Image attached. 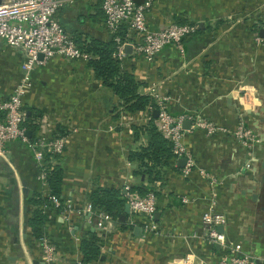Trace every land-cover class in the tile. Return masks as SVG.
Returning <instances> with one entry per match:
<instances>
[{
	"label": "crops",
	"instance_id": "crops-1",
	"mask_svg": "<svg viewBox=\"0 0 264 264\" xmlns=\"http://www.w3.org/2000/svg\"><path fill=\"white\" fill-rule=\"evenodd\" d=\"M67 8L71 19L78 13L89 17L91 29H97L95 18L103 17L100 0ZM172 23L200 30L184 40L183 54L168 47L149 60L132 47L123 68L147 84L144 93L154 86L169 97L174 117L190 118L184 142L195 165L189 177L181 159L171 162L155 186L135 176L129 156L141 142L133 128L147 125L149 112H122L119 97L88 62L56 57L32 71L33 86L24 99L28 138L41 133L68 139L56 163L64 170L62 198L70 209L48 211L47 234L59 251L58 264H73L89 232L104 237L102 261L95 264H181L185 256L188 264H218L225 255L264 264V0H152L148 27L158 30ZM26 59L24 51L0 41V103L15 90ZM45 120L49 125L39 129L38 121ZM204 122L213 132L200 126ZM242 122L259 144L235 135ZM200 169L211 182L199 176ZM41 172L27 144L17 140L7 145L6 156L0 158V264H41L39 245L26 228L28 211L24 213L28 196L50 194L39 179ZM24 181L27 194L22 192ZM255 184L257 201L243 194ZM142 185L155 188L158 230L139 238L135 228L124 231L116 222L100 232L96 211L89 212L92 193L107 188L126 197ZM208 211L226 218L224 232L219 228L225 246L205 238L202 216ZM238 245L241 252L235 249Z\"/></svg>",
	"mask_w": 264,
	"mask_h": 264
},
{
	"label": "built area",
	"instance_id": "built-area-1",
	"mask_svg": "<svg viewBox=\"0 0 264 264\" xmlns=\"http://www.w3.org/2000/svg\"><path fill=\"white\" fill-rule=\"evenodd\" d=\"M77 0H0V41L12 49H20L27 54V59L22 64V76L13 93L9 98L0 103V111L4 118L0 121V157L6 156L7 145L14 141H22L35 155L36 161L43 166L45 154L62 156L65 152L66 136L50 138L44 134L38 135L33 141L27 135V115L24 108V99L27 92L32 88L31 74L37 65L46 61L61 57L66 60H79L88 62L91 57L84 53L74 42L72 36L62 27L56 19L57 13L65 6L72 5ZM87 4L93 0H83ZM102 11L105 16L106 27L112 31H118L121 25L128 27V40L122 41L117 38L119 44L117 57L126 61V46L132 47L145 58L152 60L166 47H174L181 54L184 53V40L192 36L198 29L197 25L172 23L163 29L151 30L147 24V14L152 8V0L137 4L135 0H100ZM43 59H40V56ZM149 95L152 96L158 105V118L155 125L158 131L172 144V161L176 163L180 159H186L184 176L189 177L195 165L192 154L188 151L184 137L187 130L184 128L185 121L189 117H174L170 114L171 99L163 96L151 87ZM252 107V104H251ZM254 107V106H253ZM151 111V110H150ZM151 119V112H149ZM39 129L49 125L48 121H38ZM202 128L213 132L214 127L207 123H201ZM235 135L248 142L259 144V139L249 130L245 123H241ZM203 180L212 178L204 170H198ZM39 179L47 183L46 173L41 172ZM155 186V185H154ZM54 209H66L70 207L58 197L48 195ZM130 205V219L128 225L133 230L141 226L146 235L155 233L158 228L155 222V215L159 211V203L152 188L145 196L129 194L126 196ZM90 213H95L93 205H90ZM96 227L100 232L113 227L116 221L113 217L104 212H96ZM202 224L205 238L213 244L225 246V237L219 228L226 224L224 215L212 211L205 212L202 216ZM130 230V232H132ZM41 250V264H58L59 251L47 236L42 237L38 242ZM241 252V246L235 247ZM79 258L74 257L73 264H86ZM189 258L185 256L181 264H188ZM218 264H253L247 256L229 257L225 255Z\"/></svg>",
	"mask_w": 264,
	"mask_h": 264
},
{
	"label": "trees",
	"instance_id": "trees-1",
	"mask_svg": "<svg viewBox=\"0 0 264 264\" xmlns=\"http://www.w3.org/2000/svg\"><path fill=\"white\" fill-rule=\"evenodd\" d=\"M77 3L86 4L83 0H77L72 5ZM67 6L57 13L56 19L72 36L76 45L91 57L88 61L89 67L103 85L119 97L122 112L128 114L151 112V120L147 125L134 126L133 128L135 140L141 142V144L138 150L130 154L129 161L136 166L134 170L136 177H145L144 182L150 185L162 182L172 162V144L158 131L155 125L154 112L157 110L158 105L152 96L143 92L148 87L147 84L139 81L133 73L126 71L123 68L125 61L117 57L119 47L117 38L122 41L128 40L127 25H121L118 31L112 32L106 27L105 22L102 23L105 18L103 13V17L100 16V19L95 18L94 20L97 22V29H91L89 17L85 16L84 13H78L74 19H71L67 16L71 8L69 9ZM199 32L200 30L197 29L193 35ZM165 49L161 54H164ZM169 112L172 115L171 109ZM3 118L4 113L0 111V121ZM29 120L28 118L26 127ZM31 140L33 141L34 138ZM58 158L59 156L45 154L43 166L40 168L41 171L46 173V181L51 196L58 197L63 201L64 170L61 165L56 163ZM147 192L149 190L144 185L132 189V193H137L139 196H145ZM27 198V229L31 241L38 245L42 237L47 236L49 238L47 234V228L50 224L48 211L52 209L61 212L62 209H54L49 197L40 194H32ZM91 201L96 212L108 213L122 230H132L126 221H121V216L124 215L128 202L121 192L98 188L92 193ZM103 244V235L100 236L96 232H89L84 235L79 245L81 260L86 264L100 263L103 256Z\"/></svg>",
	"mask_w": 264,
	"mask_h": 264
},
{
	"label": "water",
	"instance_id": "water-1",
	"mask_svg": "<svg viewBox=\"0 0 264 264\" xmlns=\"http://www.w3.org/2000/svg\"><path fill=\"white\" fill-rule=\"evenodd\" d=\"M131 49H132V46H131V45H127V46H126V53H127V54H130ZM40 59H43V56H42V55L40 56ZM158 115H159V111L156 110V111L154 112V116H155L156 119L158 118ZM190 127H191V123H190L189 121H185V123H184V128H185L186 130H189ZM0 158H2V157H0ZM180 161H181V163H185V164H186V159H185V158L181 159ZM260 167H261V169L264 170V160L262 161ZM144 181H145V177H142V182H144ZM255 182H256V181H255ZM260 182H261L262 184H264V175L261 176ZM22 186H23V188H22V192H23L24 194H27L28 191H29V189H28V187H27V183H26V181L23 182V185H22ZM256 189H257V184H255V185L253 186V188H251V189H247V190H246L247 192H243V194H247V193L249 194V193H250V194H252V200H253V201H257V200H258V196L254 193V190H256ZM124 194L127 195V192L124 191ZM27 211H28V207L25 206V207H24V213L26 214ZM130 213H131V211H130V205L127 203V204H126V207H125V213H124V215L121 216V221H126L127 216L130 215ZM155 216H156V215H155ZM93 230H94V229H93ZM220 230H221V232H224V227H221ZM143 233H144V230H143V228H142L141 226H137V227H135L134 234H135L136 237H139V238L142 237ZM35 264H36V263H35Z\"/></svg>",
	"mask_w": 264,
	"mask_h": 264
},
{
	"label": "rangeland",
	"instance_id": "rangeland-1",
	"mask_svg": "<svg viewBox=\"0 0 264 264\" xmlns=\"http://www.w3.org/2000/svg\"><path fill=\"white\" fill-rule=\"evenodd\" d=\"M27 228V227H26Z\"/></svg>",
	"mask_w": 264,
	"mask_h": 264
}]
</instances>
